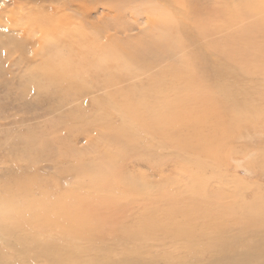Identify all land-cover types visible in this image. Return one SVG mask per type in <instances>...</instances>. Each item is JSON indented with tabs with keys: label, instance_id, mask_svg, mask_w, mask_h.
<instances>
[{
	"label": "bare ground",
	"instance_id": "bare-ground-1",
	"mask_svg": "<svg viewBox=\"0 0 264 264\" xmlns=\"http://www.w3.org/2000/svg\"><path fill=\"white\" fill-rule=\"evenodd\" d=\"M25 1L24 8L23 5L17 6L16 2H13L15 10L9 14L8 20H5L13 31L20 33L21 38L9 36L0 41L1 52L8 57L16 53L25 54L28 48L36 46V56L41 60V65L33 69L39 71V77L38 74L28 73L26 82L21 84L20 90L17 91L18 101L27 99L30 92L37 93L38 97L41 93L46 94L47 98L40 99L38 105L42 108L48 107V104L53 105L57 112L68 107L73 101L84 98L90 91H100L102 90L100 87L116 88L120 83L130 80L131 76L137 75L139 78L140 71L148 74L152 70L155 71L151 73L152 78L148 79L150 84L148 80H143L141 85L133 84L132 81L133 85L114 89L115 91L102 98L96 97L92 103H85L84 106L80 104L75 108L76 112H81L93 105L95 119L86 117L85 112L75 122L73 119L62 121L65 117L61 116L59 120H62L58 124H53L54 129L51 127L52 135L48 132L49 135L47 133L37 135L31 131L19 136L17 142H10L8 138L7 145L3 146L4 148L0 147L2 152L7 154L8 151L12 155V158L5 160L0 154V165L7 162L13 164V169L7 167V173L4 169L0 172V264H84L86 261L83 257L90 254L95 245L106 247L102 239L106 236L101 230L102 219L95 215L103 216L108 213L105 215L107 216L113 206L115 210L125 209L124 205L116 204L111 199L121 195L123 203L128 205L135 203L134 199L137 198L144 200L156 198L145 191L144 185H134L128 181L119 167L120 162L133 157L150 168L158 167L165 161L163 153L168 151L170 152L168 156L182 169L187 170L193 165L197 169H203V165L195 163L190 154L217 150L223 145L225 132L221 137L215 138L214 133L207 129L209 122L207 118H216L220 109L209 103L212 108L210 111L202 105L205 102L203 99L191 97L193 94L186 90L187 80L189 83L192 79L198 82L206 81L216 87L218 91L211 96H218L223 102L224 109L221 111L224 114L225 126L228 125L232 136L234 133L241 135V117L237 116L235 119L232 117L231 112L234 111L231 106L236 102L237 109L246 110L250 116L246 120L248 125H252L255 122L252 118L256 116L258 110L256 106L249 109L250 104L254 98H264V87L259 84L254 88L247 87L244 84L247 81L245 78H248L246 70L235 71L227 68L226 64L215 62L216 55L223 57V54L217 52V42L212 45V53L209 52L210 43L207 47L194 44L199 38L218 34L225 28H217L214 31L212 21L215 22L214 19L221 16L223 22L228 20L227 13L218 11L217 6L222 1L225 4L228 0H218V3L214 2L209 7L206 5L207 0H201V3L200 0H189L187 5L180 7L176 0L174 9L171 8L167 12L166 8H162L163 12L160 13L155 11L156 6L147 5L146 8H142L139 2L140 8L130 9L132 13L129 16L130 21L126 20V14L120 12V7L126 4V0H53L51 2L54 6H46L45 3H49L46 0H37L38 11L32 6L36 0ZM10 2L11 0H3L4 4ZM234 3L241 8L240 14L245 17H251L248 9H256L258 6L257 0L251 2L234 0ZM2 10L1 8L0 11L4 13ZM139 11L143 14L139 15ZM62 15L66 18H62ZM74 17L81 19V23L73 20ZM138 26L140 28H137ZM142 26L145 27L142 29ZM249 28L250 26L241 30L242 38H247ZM13 31H10V34ZM134 31L145 33L142 37L139 36L136 42H132L130 34ZM120 34L123 37L127 36L124 42ZM170 35L173 41H168ZM91 38L102 39L93 47L96 49L94 52L90 50ZM178 40L186 41L184 43L186 45H179ZM75 44L82 50H88L84 57L82 54L83 59H78L77 62L69 60L75 52ZM176 44L177 47L178 45L181 47L182 59L185 62L179 61L177 53L174 58L175 66L168 65L166 62L168 55L176 48ZM249 44L248 39L244 46L232 45V53L229 51L224 55L243 56L244 63L250 60L257 63L264 57V53ZM57 45L61 48L69 46V59L62 57ZM206 48L208 51H205ZM39 50H43V56L39 54ZM98 51L102 52L103 56L96 60L94 54ZM89 52L93 56H89ZM189 57L197 58L201 69L196 71ZM155 66L158 68L154 69ZM209 68L212 71L206 73L205 71H210ZM202 74L205 75L203 79ZM146 76L148 78V75ZM122 91L126 93L121 94ZM10 93L11 90L8 94ZM240 97L243 98L242 102L237 101ZM104 100L107 102L104 103ZM187 101L195 105L190 106ZM24 107L27 114L20 109L21 112L17 113L16 117L7 121L8 123L1 124L0 127L13 126L15 131L21 132L27 122L38 121L36 116L28 112L30 109L34 110L36 105L29 103ZM227 107L231 112L227 111ZM258 109L262 110L261 107ZM198 111L203 113L202 118ZM115 114L118 116L117 119ZM86 119L92 120L88 127H85ZM46 124L48 123L44 125ZM91 132H95L98 138L91 139L92 136L89 137ZM80 135H87L86 142L88 146H92L86 149L88 150L86 153L75 149V140L79 139ZM97 141L98 145L94 144ZM87 155H91L92 158ZM51 168L52 176L46 178ZM73 171L79 181L77 194L64 189L68 176ZM186 193L191 197L196 194L198 202L202 195L204 196L200 183ZM101 198L104 202L97 203V199ZM194 211L203 213L194 200L187 204L164 202L158 212L148 211L138 218L137 229L132 231L133 236L131 234L128 236V239L131 238L128 243L123 242V238L126 240L128 235L126 231L122 232L123 227L115 226V234L112 229L110 231L111 237L114 239L113 242H116L114 244L122 249L121 252L117 253L107 247L100 252L98 248V254L87 259L90 261L86 264H177L176 261L194 264L192 257L190 258L194 251L200 258L197 264H250L252 259L264 256V249H259L257 245L246 248L240 239L235 238L237 242L232 245L233 237L227 235L229 232L225 230L219 231L215 223L197 226L194 222L196 220ZM178 214L183 217V221L176 220ZM210 216H218L226 221L236 219V222H239L237 225L243 226L242 233L247 232L252 225L257 228L264 224V216L260 209L253 211L247 209V212L244 211L240 216L231 212ZM201 218L208 219L206 215H200ZM211 227L215 228V237L207 235V230ZM154 232L168 235L164 238L170 240L172 247L177 251L185 250L186 253L178 254L176 258L170 256L161 263L159 258H154L156 262L143 261L140 252L146 242L145 237ZM253 233L252 239L256 241L260 239L257 230ZM70 237L82 239L88 246L66 248ZM181 240L187 242L179 244ZM131 243L136 245L132 247ZM240 248L249 250L240 251ZM12 253L15 257L11 256ZM116 258L118 260H115Z\"/></svg>",
	"mask_w": 264,
	"mask_h": 264
},
{
	"label": "rangeland",
	"instance_id": "rangeland-1",
	"mask_svg": "<svg viewBox=\"0 0 264 264\" xmlns=\"http://www.w3.org/2000/svg\"><path fill=\"white\" fill-rule=\"evenodd\" d=\"M12 1L13 0H11L9 4H4L3 0H0V10L2 8L3 9L2 11H4V13L0 11V41H2L3 39H6V37H9V36L21 38L19 36L20 33L13 31V29L8 26L5 20H8L9 14H11L15 10V6L13 2H16L17 6L23 5V8H24V6L26 5V1L25 0H15L13 2ZM51 1L53 2V0H46V2H49L50 4L45 3V5L54 6V4ZM177 1L180 3L179 7L182 5H187L189 3V0H177ZM248 1L251 2V0H248ZM257 1H258V6L256 9H248V11L251 13V17L249 16L245 17L242 14H240L241 8H238L236 6V4L234 3V0H228L225 4H223L224 1H222L221 4L217 5L219 8L218 11L226 12L228 15V20L223 22L221 18L222 16L219 17L220 19L216 18L214 19L215 22L212 21V28H214V31L217 28H221V27H225V28L222 31L218 32V34H213L212 36L206 35L204 37L199 38L198 41L194 43L198 46L203 45L206 47L210 43L211 45L210 50H211L214 42H217V52L219 54H223V57L216 55L215 62L226 64L228 65L227 68L235 70V71H237L238 69L246 70L245 74L246 76H248L249 79L245 78L247 81H245L244 84L249 88H254L257 86V84L264 87V57H261L262 59L257 63H255L253 60H250L248 63H244L245 61L243 60V56L235 57V56H226L224 54H227L229 51L232 53V45L244 46L245 44L248 43V39L250 40L249 46L254 47L258 51H261L262 53H264L263 52V49H264V0H257ZM18 2H20L21 4H19ZM139 2L141 6L139 5ZM206 2H207L206 5H208L209 7L210 5H213L214 2L218 3V0H207ZM175 3H176V0H128V1L126 0V4L121 5L120 12L123 14H126L125 17H127V19L125 17L124 18L130 21L131 19L129 18V16L132 14L130 10L131 8H134V7L146 8L147 5L156 6V8H154L155 11L160 13V12H163L162 8H166L167 12L168 10L170 11L171 8L174 9ZM199 3H201V0ZM189 5L192 6L191 3ZM32 6L36 8L35 9L36 11H38L37 7L39 6H37V0H36V3H34V5ZM7 11H9L8 14H7ZM140 14H143V12L139 11V15ZM4 15H5V18H4ZM53 16L54 15H52V17ZM63 17L65 16L62 15V18ZM90 17L91 15L88 18ZM62 18L60 20H62ZM72 19L78 23H81L80 22L81 19L77 17H74ZM93 23H96V22H93ZM249 26L250 28L248 30L247 38H242L241 30ZM144 27L145 26H142V29ZM137 28H140V26H138ZM209 30L211 31V29ZM10 31H13V33L10 34ZM144 33L142 31L132 32L130 34V41L136 42L140 37L143 36ZM119 36L122 38L123 42L125 41V38L127 39L126 35H124L125 37H123L122 34H120ZM100 40L102 39H94V38L90 39L89 41V43L91 44L90 50L92 52L96 50V49H93V47H95V45L98 44ZM173 40L174 39L170 35V37L168 38V41H173ZM184 40L183 41L178 40V44L185 46L186 44L184 43L186 41ZM194 44L192 43L193 47H194ZM168 45H164V47ZM179 45H178L179 48L177 47V44H176L175 46L176 48L173 51H170L168 55V61H166L168 65L174 64L175 66L174 58L177 53H178L177 58L179 59V61L185 62L182 59L183 58L182 57L183 54L181 53L182 49ZM65 47L66 48L62 46L63 48L62 49L61 47L58 46L59 51L61 50L62 57L64 59H69V55H68L69 46H65ZM210 50L209 52L212 53V50L211 51ZM1 51L2 50L0 48V52ZM27 51L25 54H20V55L19 53H16L17 56L16 54H12V57L15 56V58H12L11 56L8 57L5 53H2V52L0 54V76L3 78V79H0V126L3 123H8L9 120H12L14 117H16L19 114V112H21L20 109L22 110L23 113L26 112L27 109H24L25 108L24 105L28 106L29 103L32 105H36L34 110L30 109L28 112H31V115L33 114L34 116H36V120L38 119V121L27 122V124H24V127H23L24 129L20 130L21 132H17V130L15 131V128L13 126L0 127V147L1 148L7 145L6 141L8 138L10 142H14V141L17 142V139L19 138V136H24L23 133H29L31 131H34L35 133H37V135H41V133L45 134L47 132L51 134L52 132L51 130L54 129L55 127V125L53 126V124H56V123L58 124L62 120V119L59 120L61 116L65 117L62 121L64 120L72 121L73 119V121L75 122L78 120L81 114L85 112L87 113L86 117L95 119L94 117L95 114H94V111L92 110L93 105H90V107H87V109L86 108L83 109L81 112H76L75 108L79 107L80 104L81 106H84L85 103L86 104L90 102L92 103V101L96 97L102 98L103 96L109 93H112L116 89H120V88L123 89L127 87L128 85H133V84L138 85V83H140L139 85H141L143 84L144 81H147L148 79L150 80V78H152L151 73L155 72L154 70H152L151 73L148 74L146 72L143 73V71H140L138 73V75H140L139 78H137V75H134L133 76L134 79H131L133 78L131 76L130 80L122 84L120 83L119 84L120 86L117 85L116 88L115 87H106V88L100 87V89H102L100 91H93V92L90 91L89 93H86L84 95V98L82 97L83 99L81 98V99L73 101L68 107L63 109L64 111L61 110V111L56 112L53 105H52L53 106L52 109H51L52 106L50 104H48L49 108L47 106H45V108H42L41 106L38 105L39 103L38 101L40 99L45 100L47 98L46 94L41 93L40 97H38L37 93L34 92L35 94H33L32 92H30L29 95L27 96V99L18 101V97L16 95L18 94L17 91L20 90L21 84L26 82L25 78H27L28 73H31V74L33 73V75L38 74L37 76L39 77V71L33 70L41 65L40 64L41 60L39 56H36L37 47L36 46H33L32 48L30 47L27 49ZM42 51L39 50V54L43 56L44 53ZM86 51L88 50H85V49L82 50V48L79 45H76L75 52L72 54L69 60L73 62L74 61L77 62L78 59H83L82 57L86 55L87 53ZM205 51H208V48H206ZM33 52L34 53L36 52V53L34 54ZM89 53H90L89 56H93L91 52ZM189 53H192V52H189ZM82 54L84 55L82 56ZM119 54L121 57H123L121 55L122 54L121 51H119ZM94 56L96 60H98L102 58L103 53L98 51L94 54ZM117 59L122 60L121 58H117ZM189 61L195 67L196 71L201 69V66H199L200 61L197 58L189 57ZM155 67L153 68L154 69L158 68V67L156 68ZM180 68H182L181 65H180ZM131 69L130 71H133ZM209 69L210 71H205V72L208 73L212 71L211 68ZM146 75H148V78ZM204 77L205 75L202 74L201 79H203ZM138 79H141L142 83H141V80H138ZM149 80L147 81L148 83H149ZM132 81H134V83ZM187 82H188V87L186 90L190 91V94H193L191 95V97L196 98V99H203L205 102L204 104L202 103V105L208 108L210 111H212V108L210 107L209 103L215 106L216 108L220 109L218 111V115L216 118H212V117L207 118L209 121L207 129L211 133H214V135L216 136L215 138L221 137L225 132L224 143L217 150L212 149V150H206V151H201V152H193L190 154V157L193 158L195 163H200L201 165H203V169H197L194 165L192 167H189V169L187 170L182 169L181 167L177 165V163L173 159H171L168 156V154L170 153L168 151L163 153L165 161L158 167L154 166L150 168L148 167L149 165L147 166L143 162L134 160L133 157L127 158L124 161L120 162L119 167L124 172L126 179L130 181L131 183H133L134 185H144L145 191H147L150 195L156 198H152L151 200H144L141 198H137V199H134L135 203H130L127 205L126 203H123L124 202L122 198L123 196L120 195L118 198L111 199V201L116 204L124 205L125 209L123 211L115 210V207L113 206L112 211L110 212L109 215L105 216L108 213H105L103 216L95 215L97 218L99 217L100 220L102 219L101 230H102V233L106 235V236H103L102 239L105 242V246L109 250H113L117 253H120L122 250L121 248L116 246V244H114L116 242H113L114 239H112L111 237L110 231L112 229L113 233L115 234L114 232L115 226L116 228L123 227L121 229L122 232L126 231V234H128L126 240H125V237L123 238V242L128 243L131 240L130 237H129L130 239H128V236L130 234L131 236H133L132 231L137 229L136 225L138 224V221H139L138 218L142 214L147 213L148 211H151L152 213L158 212L161 206L164 204V202H177L181 204H187L193 200H194V203L198 205L199 209L203 212V213H199L197 211H194L196 214V220L194 222L197 226L205 225L209 223L212 225L213 223H215V227L218 230L220 229L219 231L225 230L229 232L227 233V235L233 237L234 242H231L232 245L233 243L237 242L236 239L238 240L240 239L246 248L247 247L251 248L254 245H257L260 247L259 249H262V250L264 249V224H262L261 227H257V228H255L252 225L251 227H249L247 232L242 233L241 229L243 228V226L239 227V225H237L239 222H236V219H232L231 221H226L218 216H210V215H215L216 213L225 214L226 212H231L236 216H240L244 211L247 212V209H250L252 211L255 209H260L261 213H263V216H264V98H254L250 104L249 109H253L254 106H256L258 110L256 113V116L252 118V120L255 121L254 123H252V125H248L249 123L246 120V118L250 116L248 115L246 110L237 109L236 102H234L235 104L231 106L234 112H231L227 107V111L229 110L231 112V115L234 119L237 116L241 117V120H240L241 121L240 122L241 135H239L238 133L236 134L234 133L232 136L228 128V125L225 126L226 123L224 121V114L221 111L224 109L223 102L218 98V96H215V95L211 96V94H214L215 92L218 91L216 87L213 84L206 82V81L198 82L192 79L190 83L188 80ZM191 87H193V89H191ZM107 88L110 89L111 91L108 90ZM9 90H11L10 94H8ZM125 93H126L125 91L121 92V94H125ZM117 98L118 97L116 96L115 99ZM107 100H104V103H106ZM237 101L242 102L243 98L240 97L237 99ZM187 103L190 106L195 105L193 102L187 101ZM14 107L15 108L18 107V108L15 109ZM259 107H261L262 110L259 111L258 109ZM186 108L189 109V106L186 105ZM72 109H73V112H71ZM26 114L24 115L21 114V116H26ZM198 114L200 115V118L203 117L202 112L198 111ZM115 115L117 119L118 116L117 114ZM50 117L52 118L50 119ZM86 121H87V125L85 127H88V124H91L90 122L92 120L86 119ZM45 123H48V124L44 125ZM27 128L30 131H27L28 130ZM4 133L8 134L9 137L6 138V134ZM90 136H92L91 139H93L94 137L95 139L98 138L95 132H91L89 137ZM87 138H88L87 135H84V136H81L79 139L75 140L76 141L74 144L75 149L80 150V151L83 150L86 153L88 151V150L86 151V149H89L91 146V145L88 146ZM97 143L98 141L94 144H97ZM20 152L22 151L20 150ZM0 154L4 157L5 160L12 158V155H10L8 151L6 154V152H2L0 150ZM87 156L90 159L92 158L91 155H87ZM212 161H214V163H212ZM7 163H5L4 165L3 164L0 165V172L4 169L7 173L8 168L10 167L13 169V164L11 162H7ZM15 169L17 170L18 168H15ZM52 170L53 169L51 168L50 171L46 174L45 176L46 178H50V176H52V172H53ZM70 174L68 176L67 185L64 187V189H66V191L74 192L77 194L76 190L78 191L77 186L79 182L78 178H76L77 175H75L76 173L74 174V171L71 172ZM143 180L149 182V184H146ZM87 183L89 184V181ZM197 183L201 184L203 193H204V196L202 195L199 202L197 201L196 194H193L191 197L189 194L186 193L187 190L191 189ZM157 198L164 199V200L160 201ZM204 201L205 203H203ZM96 202L102 203L104 202V199L103 198L97 199ZM217 209L219 210L218 212H217ZM179 214L176 216V220L181 222L183 221V217L180 216ZM200 215H206L208 219L207 218L200 219ZM163 222L169 223L168 221H163ZM252 228H254L255 230ZM214 230L215 228L213 227L208 229L207 235L209 237H215ZM256 230L258 233H260L259 238L261 240L258 239L256 241V239L251 238V236L254 234L253 232H255ZM166 236L168 235H164L160 232H154L153 234L147 235L145 237L147 239H146V242L143 244V249L140 252V256L144 259L143 261L156 262L154 258H159L161 259L160 261L161 263L165 261L166 258H170V256L171 258L172 257L176 258L178 254L186 253L185 250L177 251L174 247H172V245L170 244L171 243L170 240L164 238ZM237 236L239 238H237ZM243 237L244 239L242 240ZM250 240H253V241H250ZM186 242L187 241L185 240H181L179 244H185ZM247 244L249 246H247ZM131 245L133 247L136 244L131 243ZM80 246L87 247L88 244H86V242L83 241L82 239L79 240V239L70 237L69 242L68 244H66L65 247L71 248V247H80ZM106 247H103V245H99V244L95 245L94 250L90 254L83 257L84 260L86 261L84 264L90 261V260L87 261V259L92 258L94 255L98 254V248L101 252ZM239 250L247 251L249 249L240 248ZM11 256L15 257V254L12 253ZM118 258H116L115 260H118ZM137 258L141 260L140 257L137 256ZM190 258L192 260V263L194 264L195 262L197 264L198 262L197 260L200 259L198 258L197 252L195 251L191 253ZM252 260L253 261L250 264H264V256H261L260 259L258 258L256 260L255 259H252ZM175 263L188 264L187 262H182V261L181 262L176 261Z\"/></svg>",
	"mask_w": 264,
	"mask_h": 264
}]
</instances>
